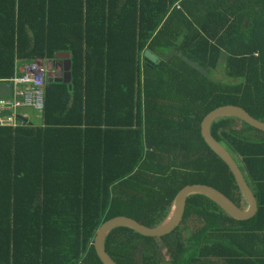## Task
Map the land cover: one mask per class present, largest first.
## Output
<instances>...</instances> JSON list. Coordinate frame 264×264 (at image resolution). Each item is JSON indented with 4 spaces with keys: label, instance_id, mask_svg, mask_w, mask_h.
<instances>
[{
    "label": "trees",
    "instance_id": "obj_1",
    "mask_svg": "<svg viewBox=\"0 0 264 264\" xmlns=\"http://www.w3.org/2000/svg\"><path fill=\"white\" fill-rule=\"evenodd\" d=\"M146 50L161 54L156 65ZM57 55L70 56V81H46L41 126L0 129V264H101L99 225L156 227L189 184L239 205L199 123L225 105L264 122V0H0V81ZM218 69L237 81L212 78ZM211 133L253 187L256 215L234 221L190 195L163 237L110 231L104 251L117 264H264V132L224 118Z\"/></svg>",
    "mask_w": 264,
    "mask_h": 264
},
{
    "label": "water",
    "instance_id": "obj_2",
    "mask_svg": "<svg viewBox=\"0 0 264 264\" xmlns=\"http://www.w3.org/2000/svg\"><path fill=\"white\" fill-rule=\"evenodd\" d=\"M179 56V55H178ZM144 59L156 65L160 59L155 55L151 54L149 51H145L143 54ZM60 59H69L70 56H58ZM163 59H166L164 57ZM184 63L190 67L192 70L197 71L204 76H208V73L203 69L198 68L196 65L191 63L188 60H184ZM70 67V61L66 60L64 66V76L65 79H53L46 73V80L48 82H67L70 81V75L68 74ZM70 88V87H69ZM10 94V86L8 84H0V96H8ZM224 118H237L245 124L264 132V122H260L249 115L244 109L239 106L234 105H225L220 106L210 113L206 114L204 119L199 123V134L203 138L204 142L212 149V151L217 154V156L222 160V162L227 166L231 172L234 181L238 187V190L241 194L243 200L248 204V208L245 211L240 210L238 206L226 197L223 193L216 190V188L206 185V184H189L180 188L173 197L170 209L166 217L153 228H146L134 220H131L126 217H116L104 222L102 225H99L92 239V247L94 253L101 264H117L112 258H110L107 253L104 251L103 242L106 235L117 227H126L129 228L143 236L150 238H160L170 232H173L179 225L181 218L183 216L185 199L190 195H203L211 199L215 204L221 209L229 218L234 221H247L254 217L257 212V203L255 197L248 187L245 178L229 150L219 143L217 139L211 133L212 124L218 119Z\"/></svg>",
    "mask_w": 264,
    "mask_h": 264
},
{
    "label": "built area",
    "instance_id": "obj_3",
    "mask_svg": "<svg viewBox=\"0 0 264 264\" xmlns=\"http://www.w3.org/2000/svg\"><path fill=\"white\" fill-rule=\"evenodd\" d=\"M8 81L12 83L13 91L10 97L0 98V127L22 126L27 122L22 110H43L46 67L34 60L19 68Z\"/></svg>",
    "mask_w": 264,
    "mask_h": 264
},
{
    "label": "crops",
    "instance_id": "obj_4",
    "mask_svg": "<svg viewBox=\"0 0 264 264\" xmlns=\"http://www.w3.org/2000/svg\"><path fill=\"white\" fill-rule=\"evenodd\" d=\"M146 51H149V50H146ZM145 52V51H144ZM144 52L142 53V56H141V58H142V60H145L144 59V57H143V54H144ZM150 52V51H149ZM151 53V52H150ZM151 54H153V53H151ZM153 55H155V53L153 54ZM179 54H177V56H178ZM58 56H61V55H57L56 57H55V59L54 60H51V61H48L46 64H44L41 60H39V59H36V60H38V61H40V62H42L44 65H45V67H46V73H47V75H49L51 78H53V79H65V76H64V73H65V71H64V66H65V62H66V59H60V58H57ZM64 56H67V55H64ZM158 59L161 57V54H156L155 55ZM178 57H180V55L178 56ZM57 59V60H56ZM181 59H184V58H181ZM143 64V63H142ZM59 65H61L62 67H61V69H62V73H63V77L62 76H60V78H58L57 76H58V72L60 73L61 72V70L59 69V70H57V66H59ZM195 65V64H194ZM17 71V70H16ZM219 69L217 70V72L216 73H219ZM16 74V73H15ZM14 74V75H15ZM13 75V76H14ZM13 76L12 77H10V78H8V79H5V80H3V81H0V84H8L9 86H10V94L8 95V96H0V98H8V97H10L11 96V94H12V91H13V85H12V83H10L8 80L9 79H11V78H13ZM214 78H216L217 79V81H219L220 79H219V77L216 75ZM47 81V80H46ZM65 83H67V82H65ZM46 87V86H45ZM43 111V110H42ZM42 111L41 112H35V111H33V110H31V109H24V110H22V112H23V114L25 115V117L27 118L26 119V123L24 124V125H22V126H17V127H0V129H12V130H15V129H18V128H24L26 125H28L29 123L30 124H33L34 126H36V127H40L41 126V123H42ZM36 119V120H35ZM238 166H239V164H238ZM242 172V171H241ZM246 181V180H245ZM247 183V185H248V182H246ZM256 184H258V182H256L255 183V185ZM263 184H264V181H263ZM248 187L250 188V190L252 191V193H253V187L252 186H249L248 185ZM263 189H264V186H263ZM253 195H254V193H253ZM254 197H255V195H254ZM255 200H256V198H255ZM256 203H257V200H256ZM238 206V208H240V210H242V211H245L247 208H248V204L246 203V201L245 200H243V198L241 197V200H240V202H239V205H237ZM257 210H258V204H257ZM257 213V212H256ZM256 215V214H255ZM254 215V216H255ZM252 219V218H251ZM251 219H249V220H251ZM248 221V220H247ZM244 222V221H243ZM263 233H259V235H262ZM255 247L258 249V251H259V253H261V259H263L264 260V242H258L257 243V245H255ZM213 262H217V260H213Z\"/></svg>",
    "mask_w": 264,
    "mask_h": 264
},
{
    "label": "rangeland",
    "instance_id": "obj_5",
    "mask_svg": "<svg viewBox=\"0 0 264 264\" xmlns=\"http://www.w3.org/2000/svg\"><path fill=\"white\" fill-rule=\"evenodd\" d=\"M61 65H59V66H57V70H61ZM218 76L219 77V79L221 80V79H223L224 81H230V82H235V81H237V79L236 78H229V77H225V76H223V74L222 73H215L214 75H212V78H214L215 76ZM36 120V119H35ZM250 132H252V131H250ZM195 220H197L198 222H199V224L200 225H204V221H203V219H195ZM187 229H186V231L188 232V233H190L191 231H193V230H195L194 229V224H193V222L192 221H188L187 222ZM156 243H157V245H158V248H159V252H160V254H161V256H162V259L164 260V261H166L167 259H168V251H167V248L163 245H161V241H159V240H156Z\"/></svg>",
    "mask_w": 264,
    "mask_h": 264
},
{
    "label": "flooded vegetation",
    "instance_id": "obj_6",
    "mask_svg": "<svg viewBox=\"0 0 264 264\" xmlns=\"http://www.w3.org/2000/svg\"><path fill=\"white\" fill-rule=\"evenodd\" d=\"M60 76L63 77L62 69H61V72L60 73L58 72V76L57 77L60 78Z\"/></svg>",
    "mask_w": 264,
    "mask_h": 264
}]
</instances>
